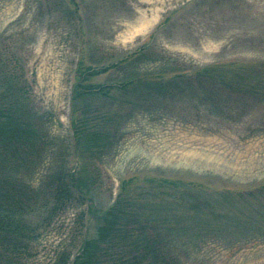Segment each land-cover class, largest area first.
Wrapping results in <instances>:
<instances>
[{
	"label": "rangeland",
	"instance_id": "rangeland-1",
	"mask_svg": "<svg viewBox=\"0 0 264 264\" xmlns=\"http://www.w3.org/2000/svg\"><path fill=\"white\" fill-rule=\"evenodd\" d=\"M0 52V128L15 68L44 137L0 170L88 198L24 264H264V0H0Z\"/></svg>",
	"mask_w": 264,
	"mask_h": 264
},
{
	"label": "trees",
	"instance_id": "trees-1",
	"mask_svg": "<svg viewBox=\"0 0 264 264\" xmlns=\"http://www.w3.org/2000/svg\"><path fill=\"white\" fill-rule=\"evenodd\" d=\"M10 58H12L10 55L7 57L6 54L0 52V66L5 65L6 67L8 66L6 62L13 63V60L14 63L23 65L21 61ZM17 73L19 72L17 71ZM23 74L19 73L16 76V69L13 68L10 74L12 77L6 79L7 87L15 91L14 97L8 103L22 108L23 114L20 117L9 116L14 129L0 128V151L5 155H3V159L0 158V164L5 162L7 165L20 161L23 162L22 164L35 163L37 161L36 150L43 144L44 137L42 138L43 135L36 129V121L31 119L32 112L26 117V110L29 112L28 105L32 98L33 87L30 83H24ZM83 88L84 91L80 97L84 96L85 92H89ZM0 113H2V117L8 116L1 106ZM20 151L22 154L17 156ZM10 173L6 169L0 170V264H24L27 254L33 249L32 243L35 239L37 240L40 230L49 227L57 216L71 207L87 205L88 198L83 195L81 188L73 182V179L70 183L67 179L60 178L51 189V193L53 192L51 199L40 201L30 196V191L24 187L23 189L14 179H11ZM88 178L93 183V178L91 176ZM84 183L88 187L87 182ZM84 214L85 210L81 212L82 219L86 216ZM93 214L98 218L103 217V214L97 213V211H94ZM36 216L40 217L39 223L33 220ZM100 221L101 226L105 228L104 232L112 230L115 226L111 219L104 218L102 220L100 218ZM83 245V251L91 245L88 238L84 240ZM83 251L81 250V253ZM69 260V256L63 257L62 260L60 258L59 264H68ZM100 261H103V264L120 262L117 259ZM90 264L93 263L90 262ZM98 264L102 263L98 262Z\"/></svg>",
	"mask_w": 264,
	"mask_h": 264
},
{
	"label": "bare ground",
	"instance_id": "bare-ground-1",
	"mask_svg": "<svg viewBox=\"0 0 264 264\" xmlns=\"http://www.w3.org/2000/svg\"><path fill=\"white\" fill-rule=\"evenodd\" d=\"M214 160H220L221 159V157H219V156H214V157H212ZM227 162V161H226ZM225 162V165H227V163Z\"/></svg>",
	"mask_w": 264,
	"mask_h": 264
}]
</instances>
